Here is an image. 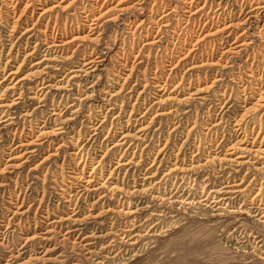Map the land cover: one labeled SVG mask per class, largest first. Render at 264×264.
Wrapping results in <instances>:
<instances>
[{
    "label": "rangeland",
    "instance_id": "1",
    "mask_svg": "<svg viewBox=\"0 0 264 264\" xmlns=\"http://www.w3.org/2000/svg\"><path fill=\"white\" fill-rule=\"evenodd\" d=\"M26 1L14 17L0 0V264H264V217L245 210L264 206V97L249 96L264 41L253 24L225 51L237 23L223 43L240 2L213 19L219 0H34L14 26ZM83 4L95 33L66 21ZM227 183L239 192L212 210Z\"/></svg>",
    "mask_w": 264,
    "mask_h": 264
},
{
    "label": "bare ground",
    "instance_id": "2",
    "mask_svg": "<svg viewBox=\"0 0 264 264\" xmlns=\"http://www.w3.org/2000/svg\"><path fill=\"white\" fill-rule=\"evenodd\" d=\"M18 1L19 0H9V4L10 5H12V14L14 15V17L16 16V13L18 12L17 10H16V4L18 3ZM31 1H34V0H27L26 1V4L24 5V7H23V9H21V12L19 13V15L17 16V21L15 22V24H14V26L16 25V24H18V22H20V20H23L24 19V15H26V8H27V5L28 4H30V3H32ZM104 2L105 1H107V0H103ZM193 0H190V1H188L189 3H190V5H191V2H192ZM207 1V0H206ZM206 1H204V4H205V2ZM237 1H239L240 3H239V11L238 12H240V15L242 16L241 18H240V20H238L239 22H236V23H233V19L231 18V19H228L227 21H225V17H223V19H224V21H223V27L222 28H226L227 30L226 31H228V34L226 35V36H223L224 37V41H223V43L224 42H227L228 43V41L230 40L228 37H230L231 35H232V30L230 29L233 25H236L237 23H239V24H244L245 26L246 25H248V27H246L244 30H242L241 31V33H239V34H237L236 36H235V38H234V40L231 42V43H229L230 45H229V47H228V49L227 50H225V51H228V50H237L238 48H240V47H243L244 45H246V44H248V43H251L252 42V40H251V37H249L248 35H247V33L249 32V29L250 28H252L254 25L259 29L258 30V33L257 34H259V35H262V37H263V41H264V34H263V31H264V21H263V18H264V0H237ZM103 2V3H104ZM233 2H234V0H233ZM237 3V2H236ZM88 4V3H87ZM87 4H83L82 6H81V12H82V14L79 16L78 15V13L76 14L75 13V11L74 12H72V13H70V15H67L66 16V21L68 20V19H71V20H75V22H76V27L77 28H79L80 26H82V25H85V26H87L88 27V30H89V32H91V33H95L96 31H97V29H98V27H99V20H98V18H99V15L97 16L96 14H94L93 13V10L91 9V7H89ZM204 4H203V6H201L199 9H202L203 7H204ZM235 4V3H234ZM8 5V4H7ZM18 5V4H17ZM33 5V4H32ZM134 5V4H133ZM216 5H217V8L215 9V12H213V15L211 16V18H217V17H220V16H222V15H225L226 16V14L229 16V17H233L234 16V12H233V10L231 9V10H229V11H224V10H226V9H228L229 7V3L228 2H223V0H219V1H217L216 2ZM96 6V5H95ZM230 6L232 7V3L230 4ZM236 6V7H237ZM125 5L124 6H120V9L119 10H124L125 8ZM137 7V6H136ZM153 7V6H152ZM234 8V7H233ZM20 10V9H19ZM32 10H34V9H32ZM16 12V13H15ZM32 12H34V11H32ZM196 11H194V12H192V13H195ZM209 12V11H208ZM168 13L169 12H167V13H164L163 15H161L160 17H159V19H157V21H159L160 19H162L164 16H166V15H168ZM225 13V14H224ZM2 13H0V20H2V15H1ZM207 14L208 13H206V16H207ZM31 15H33V14H31ZM30 15V16H31ZM5 16V15H4ZM29 16V15H28ZM200 17V16H199ZM29 18V17H28ZM117 18V15L116 16H112V17H109L107 20H113V19H116ZM9 19V18H8ZM18 19H19V21H18ZM190 18H187L186 19V21H188ZM7 20V19H6ZM58 20V19H57ZM3 21H5V20H3ZM15 21V20H14ZM24 21V20H23ZM28 21V20H27ZM133 21V20H132ZM263 21V23L262 24H260V22H262ZM1 22V21H0ZM82 22V25H80V23ZM134 22V21H133ZM206 22H208V21H206ZM206 22H205V24H206ZM27 23V22H26ZM33 23H35V22H33ZM140 25H142L143 23H144V20H140V22H138ZM161 23V22H160ZM168 23V22H167ZM166 23V24H167ZM201 23V19L199 20V22H198V25ZM64 25H60V26H58V24L56 25V26H53V27H51V25L49 24V23H47V24H45V27H46V29L48 28L49 30H51V32H50V35H52L53 37H55L56 35H58V33H63L62 32V30L65 32L66 30H67V25H66V22L65 23H63ZM138 24V25H139ZM145 24V23H144ZM254 24V25H253ZM158 25V24H157ZM163 25V24H162ZM161 25V26H162ZM169 25V24H168ZM261 25V26H260ZM161 26H159V28H158V30L161 28ZM200 26V25H199ZM185 27V26H184ZM33 28V25L30 27L29 25L28 26H26V28H24L25 29V31H29V30H31ZM200 28V27H199ZM198 28V29H199ZM183 29V28H182ZM201 29V28H200ZM61 30V31H60ZM95 30V31H94ZM263 30V31H262ZM193 31V30H192ZM67 32V31H66ZM180 32V31H179ZM258 35V36H259ZM80 35L79 34H77V35H74V38L75 37H79ZM227 37V38H226ZM47 38V37H46ZM53 43V42H52ZM51 45H54V44H51ZM51 45H47V48H48V51H50V49H51ZM247 46V45H246ZM263 47V46H262ZM47 48H45V50L47 49ZM94 50V49H93ZM262 51V50H261ZM103 59H101L100 58V56L99 55H95V54H90L89 56H87L86 58H84L83 59V61H82V64H81V66L80 67H78L75 71H79V70H82V71H87L88 69H90V68H93L94 66H96L98 63H100L101 61H102ZM171 60V59H170ZM192 67V66H191ZM165 68V67H164ZM71 71H73V70H71ZM254 72L255 71H251V73H250V75H252L253 76V74H254ZM264 74V73H263ZM167 78V77H166ZM255 79H257V82H255L256 83V85L254 86V88H253V90L252 91H250V93H249V96H252V95H254V94H258L259 95V97H258V99H262L263 97H264V77H262V75H260V76H258L257 78H255ZM160 81V80H159ZM162 81V80H161ZM164 82V84H165V81H163ZM157 83V82H156ZM157 85H159L160 86V88H163L164 87V85L163 84H160V83H157ZM43 86H41L40 88H42ZM246 87V85L244 86V88ZM20 93V92H19ZM22 94V93H21ZM21 94H18V95H16L13 99H12V101H11V103H17V99L18 98H20L21 97ZM245 99V98H244ZM11 113L10 112H3L2 114H1V116H0V124H2L4 121H6V120H9V119H11V118H14V117H12V115H10ZM46 131V130H45ZM245 137V136H244ZM261 140H263V139H261ZM224 147V146H223ZM256 149V148H255ZM218 151V150H217ZM82 156V155H81ZM200 156V155H199ZM79 163V162H78ZM76 174V173H75ZM89 175H91V174H89ZM91 179H93V178H90L89 180H91ZM178 181V180H177ZM189 185V184H188ZM172 186V185H171ZM230 186H233V185H229L228 183L227 184H223V186H220V187H214V188H212L211 190H210V193L208 192L207 193V196H205L204 198H202V200H209L210 198L212 199V202H216L215 203V205H212L213 206V209L212 210H215V209H218L219 208V206L220 205H218V208H214V206H216L217 205V203H220V202H223V203H225V201H228L230 198H232V197H234V196H232V194L233 193H235V192H239V190L238 189H235L234 190V188L233 187H230ZM85 187V186H84ZM182 187V186H181ZM166 190V189H165ZM181 190V188L180 187H177V186H175V187H173L172 188V192L173 191H175L174 193H172V197L173 196H175L179 191ZM260 190H262V189H260ZM79 191V190H78ZM208 191V190H207ZM261 193V192H260ZM178 195V194H177ZM180 195H183V197H184V195H185V193H183V191H182V193L181 194H179V196ZM257 196V195H256ZM187 197V196H186ZM189 198L191 197V196H188ZM187 197V198H188ZM175 198V197H174ZM178 198V197H177ZM181 198V197H180ZM182 199V198H181ZM194 201V199H189V201H187V203H190L191 204V202H193ZM198 202V201H197ZM205 204H208V203H206V202H204ZM251 203H256V201H254V197L251 199ZM259 204H261V203H259ZM259 204H255V205H250L249 206V209L247 210V209H245L247 212H249V213H252L253 215H259V214H261L260 215V217H264V206L262 207L261 205H259ZM139 205V204H138ZM204 205V204H203ZM79 208V207H78ZM247 208V207H246ZM75 210V209H74ZM78 210V209H77ZM76 210V211H77ZM80 210V209H79ZM78 212V211H77ZM218 213V212H217ZM219 215V214H218ZM146 216V215H145ZM133 219V218H132ZM158 219V218H157ZM259 219V218H258ZM74 220H78V219H74ZM152 220V219H151ZM146 221H148V218H146L145 219V221L144 222H142L141 221V223H139L138 225H143V224H145L146 223ZM137 222H138V220H136V221H129V223H127L126 225H124L125 227H123L122 229H120L121 231H120V233L119 234H123L122 235V238L123 239H125V237H128L129 236V238H135V235L137 236H140L138 233L139 232H137V233H134V236H130V233L132 232V229H135V227H137ZM149 222V221H148ZM151 222V221H150ZM154 223H156V222H154ZM79 224V223H78ZM151 225V224H150ZM75 226V225H74ZM9 227V226H8ZM154 227H156V224H153L152 226H151V230H153L154 229ZM158 227V226H157ZM71 229V228H70ZM80 228H75L74 230H79ZM158 229V228H157ZM73 230V229H72ZM71 230V231H72ZM150 230V231H151ZM70 231V230H69ZM159 231V230H158ZM242 233V232H241ZM247 232H245V234H246ZM252 234V233H251ZM240 235H242V234H240ZM244 235V234H243ZM242 235V236H243ZM249 235V234H248ZM247 235V236H248ZM259 237H261V235H256V239L257 238H259ZM114 238V237H113ZM139 238V237H138ZM240 238V237H239ZM255 238V237H254ZM237 239H238V237H237ZM247 240V239H246ZM113 241V240H112ZM235 241H237V240H235ZM134 242H136V240H134ZM238 242H242V240L241 239H238ZM238 242H235V244L237 243L238 244ZM260 242H263L262 244L264 245V238L262 237V238H260L259 240H258V242H257V244H259ZM114 243V242H113ZM245 244V243H244ZM261 244V245H262ZM104 245V244H103ZM102 245V246H103ZM106 245V244H105ZM104 245V246H105ZM112 245V243L109 241L108 242V244L106 245V247L107 246H111ZM262 245V246H263ZM261 247V246H260ZM244 249V248H243ZM118 255V254H117Z\"/></svg>",
    "mask_w": 264,
    "mask_h": 264
}]
</instances>
